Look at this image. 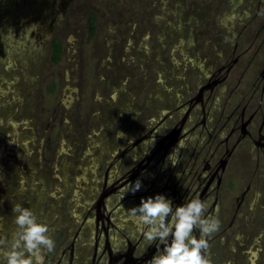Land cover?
<instances>
[{
  "label": "rangeland",
  "instance_id": "obj_1",
  "mask_svg": "<svg viewBox=\"0 0 264 264\" xmlns=\"http://www.w3.org/2000/svg\"><path fill=\"white\" fill-rule=\"evenodd\" d=\"M262 18L264 0H0V236L10 238L22 201L56 240L41 264H68L59 253L77 231L88 236L84 203L105 161L165 93L205 79L230 49L214 36L232 45ZM253 155L243 157L247 177ZM223 227L208 238L211 264H264V192H246Z\"/></svg>",
  "mask_w": 264,
  "mask_h": 264
},
{
  "label": "flooded vegetation",
  "instance_id": "obj_2",
  "mask_svg": "<svg viewBox=\"0 0 264 264\" xmlns=\"http://www.w3.org/2000/svg\"><path fill=\"white\" fill-rule=\"evenodd\" d=\"M249 32L240 29L232 45L226 35L214 36L211 45L219 41L230 49L212 62L205 79L176 98L165 93L143 130L105 161L95 192L84 203L86 225L80 229L88 236L77 231L59 253L68 255V264L78 251L79 264H146L155 245L141 247L136 221L128 215L141 196L163 192L175 204L199 195L225 232L231 205L244 204L246 192H264V18ZM247 153L254 154L249 177ZM137 177L143 180L141 189L120 199L125 184Z\"/></svg>",
  "mask_w": 264,
  "mask_h": 264
},
{
  "label": "clouds",
  "instance_id": "obj_3",
  "mask_svg": "<svg viewBox=\"0 0 264 264\" xmlns=\"http://www.w3.org/2000/svg\"><path fill=\"white\" fill-rule=\"evenodd\" d=\"M138 159V158H137ZM143 180L128 181L120 199L141 189ZM209 202L190 194L175 203L163 192L141 196L128 215L137 224L141 247L155 245L156 251L146 264H211L207 249L209 237L219 231L218 215L207 214ZM15 228L9 236H0V264H41L44 251L51 252L56 240L47 221L22 201L13 203Z\"/></svg>",
  "mask_w": 264,
  "mask_h": 264
},
{
  "label": "trees",
  "instance_id": "obj_4",
  "mask_svg": "<svg viewBox=\"0 0 264 264\" xmlns=\"http://www.w3.org/2000/svg\"><path fill=\"white\" fill-rule=\"evenodd\" d=\"M90 23H91L90 29L93 31V29H94L93 19L90 20ZM61 51H62V44H61L60 40L58 38H54L53 39V56H52L54 61L59 60Z\"/></svg>",
  "mask_w": 264,
  "mask_h": 264
}]
</instances>
